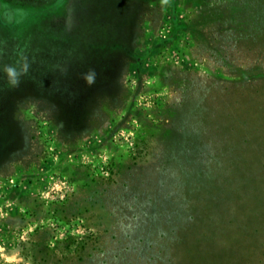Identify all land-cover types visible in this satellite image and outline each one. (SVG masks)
Wrapping results in <instances>:
<instances>
[{
	"label": "rangeland",
	"instance_id": "obj_1",
	"mask_svg": "<svg viewBox=\"0 0 264 264\" xmlns=\"http://www.w3.org/2000/svg\"><path fill=\"white\" fill-rule=\"evenodd\" d=\"M205 1L0 0V64H30L0 79V264H264V21L228 42ZM198 100L191 195L158 164Z\"/></svg>",
	"mask_w": 264,
	"mask_h": 264
},
{
	"label": "trees",
	"instance_id": "obj_2",
	"mask_svg": "<svg viewBox=\"0 0 264 264\" xmlns=\"http://www.w3.org/2000/svg\"><path fill=\"white\" fill-rule=\"evenodd\" d=\"M206 1L210 3L207 8L212 5L215 6L211 15L214 17L212 19L213 28L218 32L220 31L221 36L222 32H225L226 41L231 42V39L235 38L234 33L239 34L241 37H250L255 33L259 34L264 21V0ZM173 23H177L174 18ZM181 25L183 26V23H180ZM227 33L229 36H227ZM200 102L198 100L194 105L188 103L187 107H180L176 110V107L171 109L166 120L168 128L162 134L163 142L166 144L165 153L160 164H158L161 171L164 167L172 170L175 180L183 185L181 192L191 195L199 193L198 189L200 190V188H198V185L202 182H208L205 177L209 178L213 174V168L208 167L210 164L208 162H211L210 160L215 157L211 152L214 147L203 140L205 133L201 126L204 121L200 114L203 105ZM16 108L17 106H14L13 111ZM208 149L210 150L208 151ZM204 190H206V186ZM159 238L161 239V236ZM152 247V245H146L144 250L152 253L154 249ZM129 249L127 246L125 250L129 251ZM150 253L146 255L147 258L150 261L155 260L156 257L152 258L154 253L153 255ZM139 258L142 259V257Z\"/></svg>",
	"mask_w": 264,
	"mask_h": 264
},
{
	"label": "clouds",
	"instance_id": "obj_3",
	"mask_svg": "<svg viewBox=\"0 0 264 264\" xmlns=\"http://www.w3.org/2000/svg\"><path fill=\"white\" fill-rule=\"evenodd\" d=\"M30 69V64L27 62V58H24L22 62L17 64H0V79L6 80L7 84L11 88L18 87L21 83L22 77L27 75ZM83 79L89 86L95 83L96 72L95 70H89L84 74Z\"/></svg>",
	"mask_w": 264,
	"mask_h": 264
},
{
	"label": "crops",
	"instance_id": "obj_4",
	"mask_svg": "<svg viewBox=\"0 0 264 264\" xmlns=\"http://www.w3.org/2000/svg\"><path fill=\"white\" fill-rule=\"evenodd\" d=\"M15 118H17V116H15Z\"/></svg>",
	"mask_w": 264,
	"mask_h": 264
}]
</instances>
